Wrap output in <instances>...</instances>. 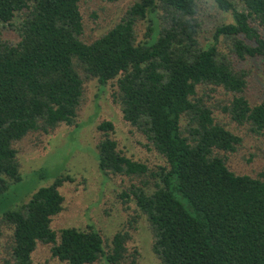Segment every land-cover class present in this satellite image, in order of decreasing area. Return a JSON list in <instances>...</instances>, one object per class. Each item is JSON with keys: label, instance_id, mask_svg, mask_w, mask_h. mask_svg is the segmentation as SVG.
I'll use <instances>...</instances> for the list:
<instances>
[{"label": "trees", "instance_id": "1", "mask_svg": "<svg viewBox=\"0 0 264 264\" xmlns=\"http://www.w3.org/2000/svg\"><path fill=\"white\" fill-rule=\"evenodd\" d=\"M116 2L118 0H104ZM215 0L233 22L218 26L214 44L199 41L197 0H139L114 28L91 43L84 33L80 0H0V24L16 28L21 40L4 41L0 31V196L22 181L14 147L29 134L49 135L76 125L85 79L101 86L116 81L113 98L123 118L162 155L166 167H149L124 155L103 132L98 165L105 175L156 179L121 195L134 198L153 234V252L162 264H264V173L240 175L227 165L242 139L217 122L209 104L213 93H232L222 108L231 119L264 136V101L251 106L243 95L247 72L230 59L264 57V0ZM149 21L146 39L137 25ZM229 42V54L219 49ZM83 73V75H82ZM203 92V95H201ZM205 97L208 99L206 100ZM186 121V125L183 121ZM219 152L225 153L223 156ZM59 177L38 189L0 223L13 230V264H34L39 243L67 264H137L128 256L126 232L114 235L106 251L101 234L52 229L63 211Z\"/></svg>", "mask_w": 264, "mask_h": 264}, {"label": "rangeland", "instance_id": "2", "mask_svg": "<svg viewBox=\"0 0 264 264\" xmlns=\"http://www.w3.org/2000/svg\"><path fill=\"white\" fill-rule=\"evenodd\" d=\"M139 0H80L84 33L82 40L91 43L114 28L125 17L129 7ZM237 7L239 0H229ZM199 41L204 48L214 44V33L218 26L233 22L230 12L219 8L215 0H197ZM149 21L137 25L139 40L146 39ZM4 41L18 43L21 38L16 28L0 24ZM219 49L229 54V42L222 37ZM238 70L247 72L245 98L251 106L264 101V57L258 56L240 60L230 55ZM83 75V73H82ZM116 81L101 86L96 79H85L84 99L78 112L76 125H61L49 135L29 134L14 147L19 152L22 181L12 185L0 196V220L4 212L18 210L29 202L40 188L51 186L59 177H70L59 188L64 197L63 211L52 220L51 227L60 232L66 228L97 230L108 252L115 234L126 232L128 256H135L137 264H162L153 252V234L146 216L138 209L134 198L125 203L123 193H129L132 185L141 186L143 181L154 187L156 179L151 176L129 178L105 175L98 165L97 146L103 138L98 126L112 122L114 132L110 134L118 144V149L127 157L146 164L150 172L166 167V159L160 155L146 137L123 118V113L115 103L113 93ZM203 95V92H201ZM209 104L213 107L217 122L238 135L242 143L235 153L227 154V165L240 175L259 177L264 173V136L252 131L249 124L234 122L223 107L229 106L232 93L220 89L211 94ZM206 100H208L205 97ZM186 125V121H183ZM221 156L225 153L219 152ZM13 230L0 223V264H13L11 260ZM34 264H67L52 256L51 246L39 243L32 255ZM95 264H108L102 258Z\"/></svg>", "mask_w": 264, "mask_h": 264}]
</instances>
